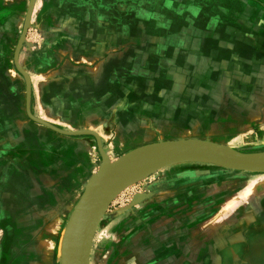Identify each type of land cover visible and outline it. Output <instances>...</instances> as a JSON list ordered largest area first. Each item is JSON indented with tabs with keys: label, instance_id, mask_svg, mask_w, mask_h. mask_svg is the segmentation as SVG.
Segmentation results:
<instances>
[{
	"label": "rangeland",
	"instance_id": "1",
	"mask_svg": "<svg viewBox=\"0 0 264 264\" xmlns=\"http://www.w3.org/2000/svg\"><path fill=\"white\" fill-rule=\"evenodd\" d=\"M263 16L264 0H0V264H62L94 181L136 151L264 155V51L231 40L264 35ZM88 239L90 264H263L264 173L163 165Z\"/></svg>",
	"mask_w": 264,
	"mask_h": 264
},
{
	"label": "water",
	"instance_id": "2",
	"mask_svg": "<svg viewBox=\"0 0 264 264\" xmlns=\"http://www.w3.org/2000/svg\"><path fill=\"white\" fill-rule=\"evenodd\" d=\"M29 115L33 118L30 113ZM33 119L40 124L51 128L52 130L65 133L45 122L35 118ZM191 160L210 162L219 166L244 172L264 173V155L230 152L225 150L223 147L205 143L203 144L195 141L161 143L136 151L124 157L114 165L109 166V168H111L106 172H103L102 170L100 176L94 181L92 189L88 191L85 203L76 210L78 211V215L75 223V264H90L88 239L89 229H93L98 216L106 208L105 207L101 210L98 209L96 205L102 199H106L105 201L108 204L111 197L123 188H119L112 194L107 195V192L110 190L109 187L115 177L131 165L142 162L155 163V165L160 168L166 164Z\"/></svg>",
	"mask_w": 264,
	"mask_h": 264
},
{
	"label": "bare ground",
	"instance_id": "3",
	"mask_svg": "<svg viewBox=\"0 0 264 264\" xmlns=\"http://www.w3.org/2000/svg\"><path fill=\"white\" fill-rule=\"evenodd\" d=\"M110 168H106L104 172H106ZM157 168L158 166H156L155 163L142 162V163L131 165L125 171H123L117 177H115V179L112 181L109 187L110 190L107 192V195L112 194L119 188H122L127 185H131L132 183H135L147 177L150 173L155 171ZM105 200L106 199H102L101 201H99L96 207L101 210L104 209L107 204ZM74 240H75V225H74V228H71V226H69L67 229H65V231L59 237V242H58L59 249L58 250H60V257L62 259V264H74L73 263L74 261L73 259Z\"/></svg>",
	"mask_w": 264,
	"mask_h": 264
},
{
	"label": "crops",
	"instance_id": "4",
	"mask_svg": "<svg viewBox=\"0 0 264 264\" xmlns=\"http://www.w3.org/2000/svg\"><path fill=\"white\" fill-rule=\"evenodd\" d=\"M255 7L256 6H251V9H252V11L254 10L255 11ZM258 8V7H257ZM212 10H215V8H213L212 7ZM253 14V12H251V15ZM261 21H260V23L262 24L263 22H262V19H260ZM263 20H264V16H263ZM184 22H186V21H184ZM213 23H215V24H213ZM218 23V24H217ZM240 23V22H239ZM240 24H243V26L244 27H247V25H248V23H240ZM264 24V23H263ZM210 25V26H209ZM214 25H217V27L218 26H220L219 25V22H213V21H211V23L209 24H207L206 25V27H207V29H209V27H213ZM177 26H179V27H182L183 26V24H182V21L181 22H179V24L177 25ZM249 26V25H248ZM249 31V30H248ZM250 33H253L251 36H250V38L249 39H244L243 40V36H233V38H231V40L233 41V42H235L236 40H238V42L239 43H241V42H245V43H247V41H248V43H249V45L247 46L248 47V49H250V50H259V51H264V35H262V33H260V32H251V31H249ZM202 36H203V38H205V40H207V41H210V40H214V41H216L215 40V35H213V34H210V33H208V32H206V33H203L202 32ZM236 40H235V39ZM219 43H220V48H222L223 50H226V47H225V45L223 44V43H221V41L220 40H217ZM237 42V41H236ZM247 43V44H248ZM235 48V47H234ZM246 49V48H245ZM248 49H247V51H248ZM97 64V63H96ZM95 68H97V67H95ZM93 70V69H92ZM98 70V69H97ZM58 75V74H57ZM93 86V85H92ZM106 87L107 86H104V90H106ZM88 89H90V88H88ZM94 88H91V90H93ZM46 90L47 91H49L50 90V88H46ZM57 90L59 91V87L57 88ZM62 90H64V88H61V91ZM53 96H51V94L48 96V99L51 101V100H56V101H58V103H61V101H63L64 100V92L63 93H61V94H58L57 96H56V98L54 99V98H52ZM55 101V102H56ZM55 102L53 103V104H51V105H48V106H51L52 107V110L54 111V112H58L59 111V108H60V106H64V104H58V105H56V107H54L55 105ZM48 111H49V108H48ZM77 114H80V110L77 112ZM60 121V120H59ZM8 133H9V138H12V132L9 130L8 131ZM13 177H15V175H13ZM5 179L6 178H4L3 176H2V174L0 173V183H1V185H3L4 184V182H6L5 181ZM32 179V178H31Z\"/></svg>",
	"mask_w": 264,
	"mask_h": 264
},
{
	"label": "flooded vegetation",
	"instance_id": "5",
	"mask_svg": "<svg viewBox=\"0 0 264 264\" xmlns=\"http://www.w3.org/2000/svg\"><path fill=\"white\" fill-rule=\"evenodd\" d=\"M264 264V263H263Z\"/></svg>",
	"mask_w": 264,
	"mask_h": 264
}]
</instances>
